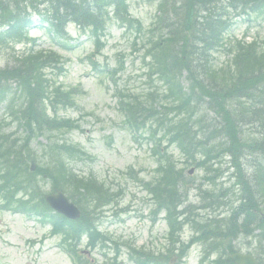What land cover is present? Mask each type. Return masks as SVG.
<instances>
[{"label":"trees","instance_id":"16d2710c","mask_svg":"<svg viewBox=\"0 0 264 264\" xmlns=\"http://www.w3.org/2000/svg\"><path fill=\"white\" fill-rule=\"evenodd\" d=\"M128 1L0 0V29L7 28L0 33V42L29 41L28 30L32 23L28 10L38 11L41 6L51 15L52 21L49 22L57 34L65 30L68 22H74L82 29L92 30L97 36L99 31L106 28L111 9L121 20L127 16ZM162 1L164 16L161 23L169 40L168 43L161 41L165 50L154 54L156 65L163 76L161 78L171 81L169 95L173 92L179 97L184 96L180 108L183 116L173 125L175 131L172 130L169 141L178 144L195 161V165L204 168L207 171L206 179L212 183L215 182L214 175L221 170L223 160L229 158L236 169V185L240 187L239 204L225 226L219 227L215 220H207L201 229L205 234H212V229L216 228L218 232L213 236L219 239L215 242L217 246H225L227 253L234 250L230 243L225 242L226 235L237 236L241 230L249 232V235L261 230L257 237L261 245L264 241V43L256 40L251 44L237 42L232 46V51L236 52L235 60L221 67L213 64L212 57L216 51L225 48L224 36L232 28L235 17L244 14L250 18L258 12L259 6H263L264 0ZM183 16L187 23L178 27V18ZM192 19H199V22ZM8 39L10 41H6ZM58 57L53 52L31 51L18 57L13 66L0 70V101H4L11 92L10 84L13 82L18 84L20 100L25 99L26 103L19 110V119L28 133L26 145L37 133H51L65 127L77 128L74 121L56 116L51 118L47 113V100L55 111L59 104L69 106L68 102H71V93L52 85L44 74L47 68L58 64ZM183 72L192 83L187 95L176 83ZM175 84L178 90L174 88ZM155 115L151 114V117ZM160 120L158 118L157 122ZM49 139L52 141L51 137ZM3 140L0 138V172L6 178L0 177L3 179L1 190L6 199L14 197L13 188L18 186L31 191V196L36 197L38 178L47 176L58 184L60 180L69 186L73 184L71 181L76 182L85 187L87 193L94 188L95 192H99L96 199L102 198L107 202L108 190L92 183L93 180L79 179L68 168L67 158L72 153L67 155L71 147L66 144H51L48 149L52 153L48 159L45 158L46 167H39L32 174L23 162L22 147L8 145ZM246 167L252 172H246ZM158 172L153 194L161 208H169L174 218L182 202L180 185L183 173L177 172L171 165ZM15 178H21V185L13 184V180L19 183ZM74 192L81 204L87 201L86 195L83 196L78 189ZM192 215L191 211L189 217ZM193 222L195 227L199 225ZM215 264L232 263L230 258H220Z\"/></svg>","mask_w":264,"mask_h":264},{"label":"rangeland","instance_id":"374dc122","mask_svg":"<svg viewBox=\"0 0 264 264\" xmlns=\"http://www.w3.org/2000/svg\"><path fill=\"white\" fill-rule=\"evenodd\" d=\"M158 4V0H132L130 11L133 17L142 21L147 28L157 16ZM34 20L39 21V18L36 17ZM110 22L105 36L101 39L103 45L101 53L95 57L92 56L95 52L94 36L89 32L81 31L73 24L68 26L65 37H54L55 40L47 31L33 28L30 34L31 38L36 41L34 45L25 43L13 49L12 46H0V68L12 65L17 56H20L25 49L32 47L35 51L52 50L62 56V74L56 75L48 72V79H51L56 86L62 85L66 90L77 91L74 96L77 104L75 108L64 111L58 107L57 109L61 110L59 113L61 116L78 120L81 130L71 131L67 135L61 133L60 139H67L77 148L84 149L92 155V160H81L82 158L75 160L72 167L80 175L86 176L94 173L101 181L114 183L115 191L123 190L121 207L126 209L121 216L123 220L121 217L116 219L113 216L114 209L108 210L101 217V231L111 237L124 238V242L132 243L136 248L163 250L167 234V226L163 217H159L157 224L152 222L150 211L154 206L150 202V196L144 190L139 189L141 185L136 180L124 177L128 171L134 169L138 172L139 179L151 180L155 175L154 169L157 167L154 144L148 137L149 130H144L141 137L135 136L123 124L124 116L119 107L120 99L127 94L130 96L131 92L137 93L141 98H146L148 94L160 90L158 77L148 73V59L144 58L145 43L149 35L146 32L139 38L135 29L126 32L117 22ZM226 38L231 41L235 39L252 41L257 38L263 44L264 12L262 15H255L253 22L238 20ZM59 42L68 45L71 50L60 45ZM214 59L215 63L220 65L231 57L222 52L215 55ZM108 70L117 71L112 75L114 83L108 76L109 73H106ZM179 81L187 88L188 82L185 77H181ZM74 100L71 98L73 106L75 105ZM4 107L5 104L2 102L0 104V122L2 121L0 126L6 134L10 135L13 143L23 145L24 139L27 138L26 132L17 126V122L12 121L13 115L5 111ZM6 114H8V119ZM57 134L55 132L53 136H58ZM48 142L46 136H36L30 141V148L37 157L38 165L42 164L41 161L44 158L41 159V157H43V152L47 151V147L44 146L48 145ZM168 156H173L177 160L178 169H184L186 172L194 169V174L191 176L194 183H184L188 191V197L185 200L187 204V201H190L191 205H200L199 194L195 190L200 185L203 189H217L223 192L229 190V197L221 198L222 204L215 215L228 213L229 207L226 203L230 204L235 200L232 192L236 181V179L230 180L229 178L232 172L229 170V159L222 165L224 174L218 178L217 186L209 188L211 183L204 181L205 171L196 169L194 166H186L185 158L178 149H170ZM41 187L46 193L51 192L52 186L49 180L41 183ZM192 211H194L193 208ZM194 212V216L197 217L196 221L199 219L201 221L202 216H206L199 209ZM50 229L49 226L21 214L0 211V264H72L60 249V240L49 237ZM182 235L183 239L189 242L192 237L191 229L186 227ZM252 243L253 239L245 235L235 241L236 248L242 253H247L249 247L251 250L257 249ZM201 248L199 244H194L181 264H199L202 255ZM128 255V248H123L120 259L122 264H136L130 261ZM90 258L95 264L103 262L101 251L92 253Z\"/></svg>","mask_w":264,"mask_h":264},{"label":"water","instance_id":"95a60500","mask_svg":"<svg viewBox=\"0 0 264 264\" xmlns=\"http://www.w3.org/2000/svg\"><path fill=\"white\" fill-rule=\"evenodd\" d=\"M26 153H27V158H28V160H29V161L31 162V164H32V170H34L35 167H36V161H35V158H32V157H31V155L29 154V150H27ZM60 200H61V198H60ZM61 201H62V200H61ZM68 207H69V206H67V207H65V208L68 209ZM68 211H71V212H73V213L78 214L77 211L74 210V209H73V210H72V209H69ZM71 216H72V214H71ZM233 260H234V262H235L236 264H256V262H255L251 257H249V256H243V255H240V254H235V255L233 256Z\"/></svg>","mask_w":264,"mask_h":264},{"label":"bare ground","instance_id":"6f19581e","mask_svg":"<svg viewBox=\"0 0 264 264\" xmlns=\"http://www.w3.org/2000/svg\"><path fill=\"white\" fill-rule=\"evenodd\" d=\"M194 22H199V19H192ZM178 27L180 26V25H182L183 23H184V26L186 25V23H187V20H186V17L185 16H183V17H179L178 18ZM199 33V32H198ZM200 34V33H199Z\"/></svg>","mask_w":264,"mask_h":264}]
</instances>
